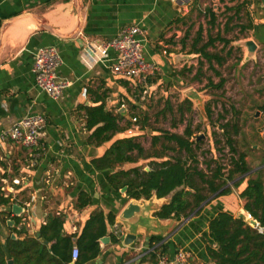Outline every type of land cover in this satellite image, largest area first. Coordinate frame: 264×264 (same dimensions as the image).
Returning <instances> with one entry per match:
<instances>
[{
  "label": "crops",
  "instance_id": "1",
  "mask_svg": "<svg viewBox=\"0 0 264 264\" xmlns=\"http://www.w3.org/2000/svg\"><path fill=\"white\" fill-rule=\"evenodd\" d=\"M213 2L210 9L207 0H0V130L28 115L45 118L37 149L11 143L0 147V190L14 201L0 206V217L10 213L6 223L19 218L16 229L31 236L48 216H56L64 219L65 234L79 235L90 215L112 212L115 225L124 230L117 219L132 200L121 192L115 194L106 182L108 172L96 170L93 162L111 142L87 141L91 132L86 129L84 108L103 103L106 111L122 118L123 125L129 116L140 118L137 91L142 87L113 75L110 62L86 63L82 48L85 43L107 42L121 29L136 25L146 32V60L160 69L149 90L179 83L183 69H190V76L197 68L201 73L205 64L221 79L218 67L236 50L232 43L239 39L235 37L254 39L264 49V5L261 0ZM47 46L58 49L62 65L57 77L68 83L57 101L36 88L32 74L33 53ZM201 51L222 59L221 64L214 59L208 62ZM177 56L191 60L176 62ZM208 83L215 85L212 78ZM133 165L116 166V170ZM80 195L90 201L87 206L77 205ZM151 199L156 207L168 200ZM237 199L240 202L238 195L221 196L203 205L198 215L195 211L186 219L159 220L153 224L158 232L140 229L137 248L136 242L123 246L122 239L117 245L101 243V254L93 264H147L141 259L149 249L145 238L155 236L164 238L167 255L184 249L190 254L188 264H210L203 241L213 244L208 222L220 211L237 217ZM141 201L145 200L137 202ZM13 206L20 208L18 215ZM108 230L112 232L113 225Z\"/></svg>",
  "mask_w": 264,
  "mask_h": 264
},
{
  "label": "trees",
  "instance_id": "2",
  "mask_svg": "<svg viewBox=\"0 0 264 264\" xmlns=\"http://www.w3.org/2000/svg\"><path fill=\"white\" fill-rule=\"evenodd\" d=\"M228 44V43H227ZM202 56L210 62L214 59L221 64L222 59L215 55H208L201 51ZM200 73V72H199ZM218 75L217 72H215ZM224 80L215 88L224 85ZM213 86V85H210ZM183 105L191 110L190 103L183 101L178 111L183 115ZM86 129L91 132L87 141L95 145L111 142L104 155L95 160L97 171L108 172L106 182L109 188L119 194L125 189L128 200H149L168 198L153 217L159 220L186 219L195 211L201 212L203 205L221 196L231 194L228 183L233 188H239L242 182L235 181L237 177H245L250 171L243 153H237L233 146L232 135L238 134L236 124L227 122L221 126L225 147L229 150L228 163L222 164L217 159L205 162V169H199L197 149L200 141H190L193 132L186 127L182 135L159 133L153 135L151 151H147L139 142L140 136L118 137L129 131L132 126H139L143 131L147 119L142 124L126 121L121 124L122 118L105 110L103 103L96 107H85ZM172 107L166 102L163 113L171 111ZM208 119L211 118L210 109H206ZM223 117H220L222 120ZM137 118H135V122ZM232 130L229 133L228 129ZM232 134V135H231ZM161 143L160 150L155 146ZM173 144L174 146H171ZM196 146V147H194ZM169 152H179L186 155L169 157ZM153 159V160H152ZM157 162L156 160H160ZM140 160H150L147 171L141 167L116 170V166L136 164ZM215 165L212 168V165ZM111 172V173H110ZM238 198L243 202L242 209L247 213L255 225L237 218L227 211L218 212L209 220L207 228L213 244L205 242V251L210 263L213 264H264V184L258 176L250 178L245 187L239 192ZM11 197L4 196L0 190V206L8 207L13 204ZM79 207L89 204V200L80 195L77 200ZM8 218L10 213L7 214ZM115 215L96 213L89 216L79 235L64 233V219L48 216L47 222L41 225L34 235H28L24 229H16L19 218L12 217L14 225L8 227V235L0 236V264H93L101 254V239L108 238L109 243L117 245V238L108 228L115 224ZM14 236V238L12 237ZM163 241L162 237H150L149 248ZM77 248L78 256L72 261L71 252ZM169 246L162 243L149 256L156 257V253L167 254Z\"/></svg>",
  "mask_w": 264,
  "mask_h": 264
},
{
  "label": "rangeland",
  "instance_id": "3",
  "mask_svg": "<svg viewBox=\"0 0 264 264\" xmlns=\"http://www.w3.org/2000/svg\"><path fill=\"white\" fill-rule=\"evenodd\" d=\"M207 1L206 6L208 5L207 7L210 9L216 3L213 0ZM235 38L239 39L232 43L236 50L229 56L223 67H218L221 79L214 76L211 69L205 64L201 73H199L200 69L197 68L193 76H190V69L181 70L182 76L177 84L172 83L162 88L149 90L147 86L151 84L152 78L148 80L145 88H138L137 93L140 91V118L135 122L132 116H129L128 120L133 124L139 122L141 125L143 120L147 119L146 126L143 131L133 127L120 137L140 136L139 142L147 151H151L153 135H158L161 132L182 135L186 127H190L193 132L190 141L196 140V137L200 141L199 149H197L199 169L206 171L205 162L212 158L217 159L222 164L228 163L229 150L225 147L221 126L227 122L236 124L238 134H231L233 146L237 153L245 155V160L250 169L245 177L235 179L238 182L243 181L239 188H233L232 182L228 183L231 194L237 196L250 178L259 176L264 184V49L254 39ZM248 42H253L256 45L253 52L249 51ZM189 60L191 58H183L182 61ZM187 71L189 72L187 73ZM211 78L215 85L224 80V85L220 88H215V85L210 86L208 82ZM173 85L175 87H172ZM183 101L191 104V110H186L188 105H183L184 112L181 115L178 107ZM166 102L171 104L172 110L163 113ZM208 108L211 111L210 119L206 115ZM132 110L135 111V109ZM220 117L223 119L220 120ZM228 131L232 133L230 128ZM160 146L161 143H158L155 149L159 151ZM171 146L174 145L171 144ZM168 156L186 158L184 153L179 152H169ZM149 161L140 160L133 166L141 167L147 171ZM156 161L160 162L161 159ZM214 167L213 164L212 168ZM242 205L243 202H239L237 199L234 212L238 217H242L246 219L247 223H250L251 219L242 209ZM1 215L0 236H6L9 233L5 225L8 216L7 213ZM140 243L141 241H137L135 247L140 246ZM138 253L142 254L143 252L139 250ZM155 258L145 254L141 259H145L147 264H153Z\"/></svg>",
  "mask_w": 264,
  "mask_h": 264
},
{
  "label": "built area",
  "instance_id": "4",
  "mask_svg": "<svg viewBox=\"0 0 264 264\" xmlns=\"http://www.w3.org/2000/svg\"><path fill=\"white\" fill-rule=\"evenodd\" d=\"M145 42L146 32L142 28L136 25L125 27L107 42L99 45L85 43L82 48L83 59L93 65L110 62L113 75L135 80L144 88L148 80L160 71L158 65L146 60ZM110 53L113 55L110 56ZM61 65L62 59L56 47H40L33 53L32 74L35 86L54 101L59 100L68 87L67 82L60 81L57 77ZM44 125L45 118L42 115H28L0 130V147L11 143L23 148L37 149ZM112 233L121 240L125 231L114 224ZM162 243L147 249L143 255L154 252ZM77 256L78 250L73 248L72 261ZM189 258L190 254L184 249H178L171 256L157 252L154 264H188Z\"/></svg>",
  "mask_w": 264,
  "mask_h": 264
},
{
  "label": "water",
  "instance_id": "5",
  "mask_svg": "<svg viewBox=\"0 0 264 264\" xmlns=\"http://www.w3.org/2000/svg\"><path fill=\"white\" fill-rule=\"evenodd\" d=\"M214 1V0H213ZM261 2L264 5V0H261ZM247 47L250 52H253L256 48V45L253 42H248ZM183 58H189V57H182L177 56L175 58V61L183 60ZM122 194L125 193V189L120 191ZM157 199V198H156ZM145 201H141V203H138L137 200L130 201L126 207L123 209L121 214L119 215L117 221L118 223L122 224L124 227L125 234L122 238V245L125 247H130L133 245L137 240L138 231L140 229H145L146 233L150 232H158L157 228L153 227V224H158L159 219L153 217L150 215V211L154 210L156 212L159 207H156V205L152 202V199H149L148 203ZM20 208L17 206L12 207V211L14 214H19ZM237 218H242L238 217ZM243 219V218H242ZM245 222L246 219H243ZM8 227H12L14 225V222L8 221L7 223ZM251 225H255L254 221H250ZM14 238V236H12ZM150 237L145 238L146 247H148V241ZM102 244L109 243L108 238H103L100 241ZM8 264H13L12 261H8ZM213 264V263H210Z\"/></svg>",
  "mask_w": 264,
  "mask_h": 264
}]
</instances>
